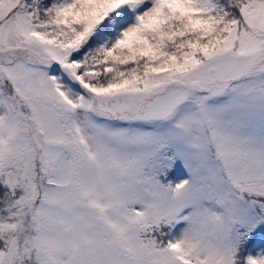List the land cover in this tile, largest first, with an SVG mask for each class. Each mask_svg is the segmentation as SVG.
I'll list each match as a JSON object with an SVG mask.
<instances>
[{
  "label": "snow or ice",
  "instance_id": "obj_1",
  "mask_svg": "<svg viewBox=\"0 0 264 264\" xmlns=\"http://www.w3.org/2000/svg\"><path fill=\"white\" fill-rule=\"evenodd\" d=\"M0 264H264V0H0Z\"/></svg>",
  "mask_w": 264,
  "mask_h": 264
}]
</instances>
